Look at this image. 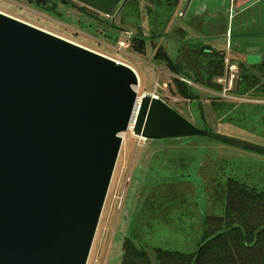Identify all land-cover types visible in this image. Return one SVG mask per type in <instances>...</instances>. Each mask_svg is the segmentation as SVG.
I'll return each mask as SVG.
<instances>
[{
  "label": "water",
  "instance_id": "95a60500",
  "mask_svg": "<svg viewBox=\"0 0 264 264\" xmlns=\"http://www.w3.org/2000/svg\"><path fill=\"white\" fill-rule=\"evenodd\" d=\"M184 1L185 23L222 8L230 39L231 17L257 0ZM138 84L127 64L0 11V264H87L130 128L148 141L204 138L264 155L163 98L139 97Z\"/></svg>",
  "mask_w": 264,
  "mask_h": 264
},
{
  "label": "rangeland",
  "instance_id": "374dc122",
  "mask_svg": "<svg viewBox=\"0 0 264 264\" xmlns=\"http://www.w3.org/2000/svg\"><path fill=\"white\" fill-rule=\"evenodd\" d=\"M165 1L175 4L172 0ZM176 1V8L171 12L165 6L145 0H130L115 17L75 0H55V5L49 8L23 0H0V11L128 63L139 78L136 87L139 97L144 93H154L195 125L204 123L213 132L264 146V139L250 131L251 122L247 121L246 129L231 124L228 122L230 109L227 105H220L221 102L264 104V99L238 97L231 92L240 73L239 65L258 64L264 56V0L249 4L245 10L231 17L229 30L233 25L244 34L235 42L221 35L227 26L222 8H218L211 17L206 16L210 19H204L207 26L199 27L208 34L218 35H206L179 19L186 2ZM239 2L235 1L236 4ZM121 30L131 32V38L145 39V53L135 52L132 39H126ZM121 39L131 45L122 48V53L114 49ZM182 44H198L210 51H223L228 63L223 60L224 74L220 77L229 80V67H233L231 90L226 85L228 81L218 82L219 78H216L220 88L214 91L195 85L198 100L185 99L176 93L172 82L174 75L163 62L155 60L152 46H161L168 56L176 58ZM201 64L206 66L207 61ZM182 79L194 86L188 79ZM213 97L219 98L213 100ZM213 103L211 110L209 105ZM203 110L204 118L201 115ZM250 112H244L249 121L260 116V113L251 116ZM122 138V148L87 264H120L123 240L132 232L147 243L148 254L152 247L193 253L201 237L203 212L206 209L209 214L222 212L227 177H242L256 183L264 175V155L216 141L200 138L148 141L135 136L131 128L124 132ZM249 176L255 180H250ZM167 184L172 185L168 187ZM169 197L171 200L174 197V201H165Z\"/></svg>",
  "mask_w": 264,
  "mask_h": 264
},
{
  "label": "trees",
  "instance_id": "16d2710c",
  "mask_svg": "<svg viewBox=\"0 0 264 264\" xmlns=\"http://www.w3.org/2000/svg\"><path fill=\"white\" fill-rule=\"evenodd\" d=\"M23 1L48 8L55 5V0ZM145 1L165 6L171 12L175 10L177 5L176 0H172L174 5L169 3V0V2L165 0ZM200 23V20L193 18L188 24L204 32L203 27L199 28ZM211 34L213 35V33ZM211 34L206 33V35ZM161 35L158 34V36ZM243 35L242 30L233 28L232 25L229 30L231 40L235 42ZM131 39L134 51L144 54L145 39L133 37ZM152 48L155 50L153 55L155 60L163 62L167 70L174 75L172 78L174 91L183 98L199 99L195 85L210 91L220 88V85L216 83V78L224 74L223 60L225 54L223 51H210L203 46H198V44L190 46L182 44L177 57L172 58L168 56L163 47L158 46L157 48L153 45ZM205 61H207V65L202 66L201 63H205ZM239 72L231 92L238 97L264 99V56L258 64H240ZM182 78L188 79L195 87L189 85ZM215 98L219 97H213V100ZM231 104L220 103L222 106L227 105L231 111L228 122L242 129H246L247 121L248 123L251 122L250 127L252 129L250 131H255L259 137L264 139V104L258 102H237L235 104L233 102ZM234 105L236 106L232 108ZM213 106L214 103L209 105V109L213 110ZM247 110H251V116L257 113H260V116L256 120L249 121L244 116V112ZM201 115L204 118V110ZM249 179L255 180L253 176H249ZM225 181L227 183L225 188L226 200L222 212L216 215L209 214V210H205L207 206L205 205L203 219H201V237L198 247L193 253L152 247L148 254L147 243L142 242L132 232L123 240V256L120 264H264V175L262 174L261 179H258L259 182L256 183L234 176L233 178L227 177ZM167 185L170 187L172 184ZM192 188L194 190V186ZM185 193L189 194V192ZM165 201H174V197L172 200L169 197ZM157 202L154 203L158 205Z\"/></svg>",
  "mask_w": 264,
  "mask_h": 264
},
{
  "label": "built area",
  "instance_id": "2783aa9c",
  "mask_svg": "<svg viewBox=\"0 0 264 264\" xmlns=\"http://www.w3.org/2000/svg\"><path fill=\"white\" fill-rule=\"evenodd\" d=\"M123 33H124V35L126 36V39H128V40H130V38H131V36H132V33L131 32H129V31H127V30H121ZM131 45H130V42H128L127 40H123V39H121V40H118V43H117V47L116 48H114V49H116L118 52H120V53H122L123 51L121 50L122 48H125V47H130ZM114 59V58H113ZM118 62H120V63H125V62H121L120 60H117ZM225 62L226 63H228V59L227 58H225ZM125 64H127L128 66H130L128 63H125ZM131 67V66H130ZM132 68V67H131ZM230 68V71H231V74H230V78H229V80H228V78H222V77H218L219 79H217V81L218 82H221L222 80H225V81H228L227 83H226V85H228V88H230V90H231V87H232V78L234 77V74H233V72H232V69H233V67L232 66H230L229 67ZM133 69V68H132ZM183 80V79H182ZM153 95H155L154 93H153Z\"/></svg>",
  "mask_w": 264,
  "mask_h": 264
},
{
  "label": "flooded vegetation",
  "instance_id": "af4514ba",
  "mask_svg": "<svg viewBox=\"0 0 264 264\" xmlns=\"http://www.w3.org/2000/svg\"><path fill=\"white\" fill-rule=\"evenodd\" d=\"M75 1H77V0H75ZM115 1V0H114ZM113 0H105V3H107V4H103L102 3V0H98L97 2H94V3H96L97 4V6L98 7H100L103 11H99V10H96L95 8H92V7H90L89 5H87L88 7H90V8H92V9H94V10H96L97 12H100V13H104V11H106V10H110V8L112 9V6H114V4H115V2H117V0L114 2ZM129 0H125L124 1V5L121 7V9H123L124 8V6L127 4V2H128ZM78 2V1H77ZM103 4V5H102ZM121 9L119 10V12L121 11ZM105 14V13H104ZM204 15H206V14H202V15H197V16H194L193 18H195V19H197V20H202V21H200L201 22V25L203 26H205V25H207V23H205V21H204ZM116 16V14L113 16V17H115ZM192 18V19H193ZM208 38V37H207ZM212 38H218V37H212ZM211 38V39H212Z\"/></svg>",
  "mask_w": 264,
  "mask_h": 264
},
{
  "label": "bare ground",
  "instance_id": "6f19581e",
  "mask_svg": "<svg viewBox=\"0 0 264 264\" xmlns=\"http://www.w3.org/2000/svg\"><path fill=\"white\" fill-rule=\"evenodd\" d=\"M140 138V137H139ZM142 139V138H141Z\"/></svg>",
  "mask_w": 264,
  "mask_h": 264
}]
</instances>
